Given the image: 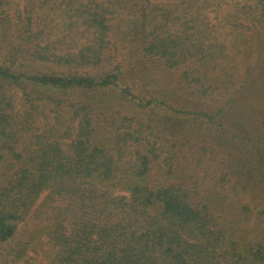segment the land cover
<instances>
[{"label": "trees", "instance_id": "16d2710c", "mask_svg": "<svg viewBox=\"0 0 264 264\" xmlns=\"http://www.w3.org/2000/svg\"><path fill=\"white\" fill-rule=\"evenodd\" d=\"M32 216L27 264H264V0H0V264Z\"/></svg>", "mask_w": 264, "mask_h": 264}, {"label": "rangeland", "instance_id": "374dc122", "mask_svg": "<svg viewBox=\"0 0 264 264\" xmlns=\"http://www.w3.org/2000/svg\"><path fill=\"white\" fill-rule=\"evenodd\" d=\"M16 2L24 3V0H14ZM47 224L35 217L29 218L25 223L21 224L19 236L15 242L7 245L8 249L17 247L20 242H32L23 259H19L17 264H27L28 260H38L43 262V250L49 244V230L46 229ZM38 248L39 253L36 252Z\"/></svg>", "mask_w": 264, "mask_h": 264}]
</instances>
